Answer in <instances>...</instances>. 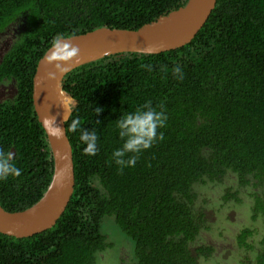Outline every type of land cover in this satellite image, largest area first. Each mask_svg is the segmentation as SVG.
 I'll use <instances>...</instances> for the list:
<instances>
[{"label": "trees", "instance_id": "trees-1", "mask_svg": "<svg viewBox=\"0 0 264 264\" xmlns=\"http://www.w3.org/2000/svg\"><path fill=\"white\" fill-rule=\"evenodd\" d=\"M188 1L3 0L1 26L16 16L29 23L0 61V83L13 82L17 90L14 101L0 103V148L22 172L0 180V206L32 207L53 178V152L33 102L36 68L52 39L100 28L136 31ZM177 64L183 80L172 74ZM61 94L76 102L66 128L78 117L82 129H95L97 154L85 155L80 132H67L75 168L68 207L54 227L33 237L0 233V264H96L97 253L109 247L101 231L106 217L134 243L133 264H199L214 248L193 246L207 223L195 185L222 181L228 171L240 186L251 179L264 185V0H218L184 47L83 65L65 76ZM148 101L164 105V139L121 171L112 158L123 143L116 121ZM255 198L257 218L264 215V192ZM249 234L242 231L240 245ZM254 264H264V237Z\"/></svg>", "mask_w": 264, "mask_h": 264}, {"label": "water", "instance_id": "water-1", "mask_svg": "<svg viewBox=\"0 0 264 264\" xmlns=\"http://www.w3.org/2000/svg\"><path fill=\"white\" fill-rule=\"evenodd\" d=\"M217 1L189 0L186 6L136 31L100 28L68 37L74 45L79 46L82 59L79 63H73L68 71L60 74L56 81L44 79L45 72L52 70L51 66L43 63L46 52L37 65L33 79V102L40 124L42 125L43 116L48 114L55 116L56 123L62 129H66V123L69 120L63 122L64 109L59 103V97L67 74L78 67L112 55L144 54L142 49L145 45L159 49L153 54L182 48L192 42L207 23L216 8ZM46 135L54 157V173L51 183L44 196L24 211L8 212L0 206V233L4 235L29 238L51 229L64 214L71 201L75 190V168L71 142L67 132L61 141L52 138L47 132Z\"/></svg>", "mask_w": 264, "mask_h": 264}, {"label": "rangeland", "instance_id": "rangeland-1", "mask_svg": "<svg viewBox=\"0 0 264 264\" xmlns=\"http://www.w3.org/2000/svg\"><path fill=\"white\" fill-rule=\"evenodd\" d=\"M15 83L0 85V101L14 99ZM197 207L205 211L206 228L193 244L212 246L214 253L201 258L199 264H254L264 237V215L254 217L256 196L264 192V185L254 179L248 186H240L236 174L228 171L222 181L195 185ZM227 192L236 198L226 199ZM250 230L245 243L240 245L238 236ZM109 247L96 255V264H133L136 262L134 243L115 224L113 217H106L101 227Z\"/></svg>", "mask_w": 264, "mask_h": 264}, {"label": "clouds", "instance_id": "clouds-1", "mask_svg": "<svg viewBox=\"0 0 264 264\" xmlns=\"http://www.w3.org/2000/svg\"><path fill=\"white\" fill-rule=\"evenodd\" d=\"M158 50V48L151 45H145L142 49L144 54H153ZM81 59L79 46L74 45L64 34H57L52 39L50 48L43 59V63L46 66H51L52 69L45 72L44 79L56 81L60 74L68 71L73 63L81 62ZM141 68L149 72L153 70L150 64H142ZM172 74L178 80L184 78L183 69L179 64L172 69ZM59 103L64 109L63 122H67L76 102L74 99L61 94ZM166 121L167 116L164 105L153 107L151 101L137 107L133 112L121 115L117 119L118 134L123 143L119 149L112 153V158L121 171L126 167H135L141 152L150 149L158 140L163 141V132L159 130L166 127ZM42 125L46 132L57 141L63 140L66 132L76 133L79 131V140L86 145L83 153L89 156L97 154L99 137L96 130L82 129L78 117L71 119L68 127L62 129L56 123V117L47 114L42 118ZM129 154L131 155L129 156ZM14 160L15 157L10 151L6 152L3 148H0V180L6 181L9 177L19 178L21 176V169L16 166Z\"/></svg>", "mask_w": 264, "mask_h": 264}, {"label": "flooded vegetation", "instance_id": "flooded-vegetation-1", "mask_svg": "<svg viewBox=\"0 0 264 264\" xmlns=\"http://www.w3.org/2000/svg\"><path fill=\"white\" fill-rule=\"evenodd\" d=\"M3 0H0V61L2 60L4 54L9 50L13 42L17 39V35L21 29H25L27 27L26 24L27 18L25 16H16L12 21L7 23L4 26H1L4 20H7V16L5 14V8L2 5ZM5 82L9 83L8 80H4L0 83V85L5 84ZM12 83V82H11ZM14 99H7L5 101H0V103H8L14 101Z\"/></svg>", "mask_w": 264, "mask_h": 264}, {"label": "bare ground", "instance_id": "bare-ground-1", "mask_svg": "<svg viewBox=\"0 0 264 264\" xmlns=\"http://www.w3.org/2000/svg\"><path fill=\"white\" fill-rule=\"evenodd\" d=\"M40 123V122H39ZM73 148V147H72Z\"/></svg>", "mask_w": 264, "mask_h": 264}]
</instances>
